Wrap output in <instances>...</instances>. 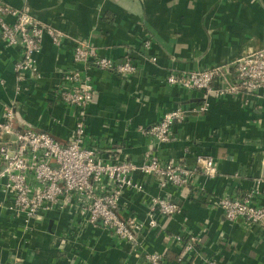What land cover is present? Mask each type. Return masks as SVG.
<instances>
[{
  "label": "crops",
  "instance_id": "0c3cea01",
  "mask_svg": "<svg viewBox=\"0 0 264 264\" xmlns=\"http://www.w3.org/2000/svg\"><path fill=\"white\" fill-rule=\"evenodd\" d=\"M0 2L26 10L69 36L60 46L48 36L43 38L36 56L41 77L26 73L18 94L14 65L21 52L6 45L0 34V119L4 106L13 103L27 123L67 142L78 111L60 102L55 91L67 84V72L86 70L93 100L84 109L85 133L102 157L117 152L120 158L139 162L147 149L154 148L161 158L183 157L192 163L196 155L208 154L217 162L214 177L198 176L181 188L161 189L152 176L133 174L143 190L124 192L123 214L145 220L149 200L157 195H169L178 206L171 216L158 214L157 227L144 230L142 249L159 253L169 249L172 259L164 258V263L176 264L180 247L168 248L170 235H191L199 243L186 258L197 256L186 264H202V258L219 264H264V228L248 226L241 219L229 221L213 203L216 196L241 197L256 189L254 203L264 207V88L252 94L210 98L205 112L175 123L169 143L155 146L140 131L166 111L204 102L200 92L169 85L170 72L227 64L264 47V0ZM13 19L6 17L8 22ZM73 38L89 41L99 54L112 59L131 57L136 71L125 77L91 64L83 68L74 62ZM12 202V195L0 184V264H142L129 246L99 224L85 226L78 214H46L25 231L21 218L11 213ZM63 236L67 240L60 250Z\"/></svg>",
  "mask_w": 264,
  "mask_h": 264
},
{
  "label": "built area",
  "instance_id": "2783aa9c",
  "mask_svg": "<svg viewBox=\"0 0 264 264\" xmlns=\"http://www.w3.org/2000/svg\"><path fill=\"white\" fill-rule=\"evenodd\" d=\"M9 15L14 17L12 22L6 20ZM0 34L6 45L21 52L20 59L14 65L18 74V94L26 73L36 79L41 77L36 56L41 51L43 38L48 36L54 45L60 46L69 37L26 10L14 9L1 2ZM73 42L74 62L82 67L87 68L91 64L100 70L125 77L137 69L136 62L129 56L112 59L99 54L87 40L73 38ZM145 46H148L146 42ZM82 70L75 68L67 72L64 76L67 84L55 91L60 102L78 111L67 142H61L25 120L17 121L13 103L3 108L0 119V184L4 192L12 195L11 213L21 218L25 231L31 229L33 221L41 220L46 214H78L85 226L99 224L118 242L129 246L130 252L138 256L142 264H164L163 253L144 251L140 238L146 228L158 226V214L167 217L175 214L177 204L169 195L152 196L145 220L142 221L122 213V195L126 190H143L142 185L133 179L136 172L155 178L161 189L167 186L181 188L193 184L198 176L214 177L217 162L208 154L196 155L192 163H187L183 157L161 158L154 148L147 149L139 162L120 158L117 152L102 157L98 148L87 142L84 109L93 100V85L86 70ZM166 82L171 86L200 92L204 102L194 107H177L166 111L154 124L140 128L144 135L151 137L155 146L172 141L175 123L185 121L190 114L205 112L210 98L252 94L264 88V47L246 52L227 64L170 72ZM257 194L258 191L252 189L241 197L224 194L211 200L227 220L241 219L248 226L264 228V207L254 203ZM66 240L67 236L61 238L58 244L60 250L64 249ZM198 243L197 236L172 234L168 248L179 246L176 264H186V255L194 253ZM196 256L188 262L191 263ZM202 264L219 262L202 258Z\"/></svg>",
  "mask_w": 264,
  "mask_h": 264
},
{
  "label": "water",
  "instance_id": "95a60500",
  "mask_svg": "<svg viewBox=\"0 0 264 264\" xmlns=\"http://www.w3.org/2000/svg\"><path fill=\"white\" fill-rule=\"evenodd\" d=\"M201 99H203V98H201ZM13 110L16 113L17 121L23 122L24 119L19 115L18 107L16 105L13 107ZM0 169H2V166H0ZM164 264H166V263H164Z\"/></svg>",
  "mask_w": 264,
  "mask_h": 264
},
{
  "label": "trees",
  "instance_id": "16d2710c",
  "mask_svg": "<svg viewBox=\"0 0 264 264\" xmlns=\"http://www.w3.org/2000/svg\"><path fill=\"white\" fill-rule=\"evenodd\" d=\"M163 257L167 260H170L172 259L171 257V252L169 250H166L164 253H163Z\"/></svg>",
  "mask_w": 264,
  "mask_h": 264
}]
</instances>
